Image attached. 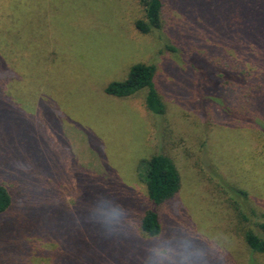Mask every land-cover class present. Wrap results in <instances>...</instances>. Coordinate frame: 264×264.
<instances>
[{
	"label": "rangeland",
	"instance_id": "374dc122",
	"mask_svg": "<svg viewBox=\"0 0 264 264\" xmlns=\"http://www.w3.org/2000/svg\"><path fill=\"white\" fill-rule=\"evenodd\" d=\"M5 3L0 0V9ZM191 7L197 10L194 5L186 9ZM181 9L170 16L186 27V9ZM10 11L18 34L8 36L23 46L16 60L11 57L18 77L11 80L7 105L13 133L22 143L39 145L46 164L70 173L64 183L67 202L74 206L77 195L87 201L91 194L90 150L103 154L116 173L120 196L129 201L135 193L147 194L142 162L158 152L159 130H166L176 148L192 150L182 157L180 193L163 207L166 229L160 237L150 240L132 229L116 241L123 247V256L116 257L108 251L112 242L100 239L114 235L108 226L111 212L98 219L85 207L59 211L45 217L48 226L57 225L58 243L30 238L31 264H146L153 246L174 248L179 253L175 264H264V256L229 235L228 226L242 236L255 227L238 217L219 181L246 191L257 214L253 220L262 222L264 135L206 124L193 104L186 109L176 102L172 85L191 90L187 84L193 73L185 56L167 49L175 39L165 29L149 35L135 30L145 18L138 0H12ZM45 44L58 47L53 64L46 59ZM134 63L156 66L166 105L162 117L147 110L146 91L127 100L105 94L110 82L127 78ZM40 251H56L55 261Z\"/></svg>",
	"mask_w": 264,
	"mask_h": 264
},
{
	"label": "trees",
	"instance_id": "16d2710c",
	"mask_svg": "<svg viewBox=\"0 0 264 264\" xmlns=\"http://www.w3.org/2000/svg\"><path fill=\"white\" fill-rule=\"evenodd\" d=\"M138 1L144 7L145 18L135 23V30L149 35L165 29L175 39L174 44L167 45V49L185 56L193 73L187 84L191 90L172 85V91L177 94L176 102L186 109L188 104H193L206 124L252 129L264 135V0ZM5 4L0 9L1 264H31L33 243L30 238L38 237L40 241L57 244V225L48 226L45 217L51 218L59 211L72 212L85 207L97 214L98 219L99 215L111 212L113 215L108 216V226H111L114 235H103L104 238L100 239L112 242L108 251L116 257L123 256V247L118 246L116 241L127 238L132 229L150 240L160 237L166 229L163 207L180 193L181 162L192 150L176 148L166 130H159L158 152L142 162L146 166L144 180L147 194L143 197L135 193L133 201L120 196L116 173L104 162L103 154L90 150L93 158L87 166L93 180L91 194L87 201L82 194L77 195L74 206L67 202L69 190L64 183L70 173L46 164L39 145L22 143L13 133L7 105L11 83L18 78L14 72L18 57L15 54L23 46L8 36L18 34L15 32L18 22L15 12L10 11L12 0H6ZM191 5L197 10L193 7L186 9ZM181 8L186 9V27L183 23L177 24L170 16L173 9L177 11ZM45 48L46 59L53 64L51 60L59 56L58 47L54 44L46 47L45 44ZM156 71L154 65L134 63L125 80L110 82L104 92L109 97L127 100L146 91L147 110L162 117L166 105ZM219 181L224 193L230 195L231 205L238 217L243 222L254 223L255 227L242 236L235 227L228 226L229 235L238 244L264 256V215L260 223L253 220L257 214L250 205L249 194L230 186L221 177ZM97 235L93 236L95 240ZM94 239L93 244L96 243ZM129 250H125L124 254ZM56 251L40 253L50 257L53 263Z\"/></svg>",
	"mask_w": 264,
	"mask_h": 264
},
{
	"label": "clouds",
	"instance_id": "9594fccd",
	"mask_svg": "<svg viewBox=\"0 0 264 264\" xmlns=\"http://www.w3.org/2000/svg\"><path fill=\"white\" fill-rule=\"evenodd\" d=\"M178 255L172 247L153 246L148 249L146 264H175V257Z\"/></svg>",
	"mask_w": 264,
	"mask_h": 264
}]
</instances>
